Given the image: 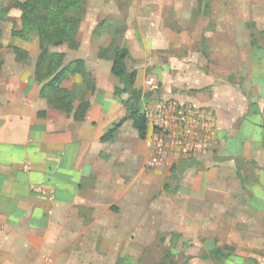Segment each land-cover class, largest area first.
Listing matches in <instances>:
<instances>
[{
	"label": "crops",
	"instance_id": "1",
	"mask_svg": "<svg viewBox=\"0 0 264 264\" xmlns=\"http://www.w3.org/2000/svg\"><path fill=\"white\" fill-rule=\"evenodd\" d=\"M184 1L175 0L179 6L174 11L179 12ZM159 2L142 0L141 15H135L141 18L147 58L166 46ZM128 39L127 33L125 44L132 58ZM219 48L229 52L228 46ZM253 49L250 46L251 72L259 65L252 58ZM4 57L10 70L0 76V264H120L121 259L132 264L126 251L130 237L119 234L118 227L128 226L126 220L120 222L121 214L132 200L134 179L148 176L145 165L152 154L131 121L123 122L111 139L102 140L127 114L113 93L117 80L111 75L112 64L93 62L95 89L86 96L85 118L77 122L40 97V86L33 81L35 59L22 63L11 54ZM180 64L188 78H178L175 87L177 82L201 81L206 89L180 94L176 103L210 110L215 141L205 153L169 156L166 162L183 158L192 167L204 157L215 159L221 165L205 174L208 190L216 189L213 183L224 190L228 180L235 181L248 194L242 210L264 212V82L249 74L242 86L229 85L227 71L204 73ZM145 80L141 84L137 76L134 88L147 93ZM228 162L232 166L223 167ZM245 167H250L248 177ZM35 187L45 192L35 193ZM254 258L264 264V257Z\"/></svg>",
	"mask_w": 264,
	"mask_h": 264
},
{
	"label": "rangeland",
	"instance_id": "2",
	"mask_svg": "<svg viewBox=\"0 0 264 264\" xmlns=\"http://www.w3.org/2000/svg\"><path fill=\"white\" fill-rule=\"evenodd\" d=\"M21 1L0 0V76L10 70L8 64L5 67V53L22 63L31 57L36 62L39 55L35 35L25 38L11 35L13 30L20 29V13L14 5ZM159 1L166 46L147 58L142 51L141 18H135L136 14L141 15L142 0H82L85 13L77 32V47L64 44L50 49L64 55L62 66L77 60L83 63L87 82L77 73L60 84L62 89L76 91L73 105L78 106L84 93L86 100L95 89L93 69L97 67L93 62L112 64L113 51L126 43L127 33L132 52L130 68L136 71L141 84L144 79L152 78L158 86L149 101L177 102L175 97L180 94L206 89L201 81L177 82L179 87L174 86L178 78H188L181 73V62L204 73L227 71L231 74L227 78L229 85L242 86L249 74L264 82L261 51L264 50V0H187L180 5L179 12L174 11L179 6L175 0ZM252 42L255 43L252 58L259 65L251 72ZM219 46H228L229 52H222ZM15 49L26 53L25 60L16 58ZM36 84L40 90L44 85ZM168 87L170 92L165 91ZM139 91L142 92V87ZM182 162L183 158L166 162L160 168L149 169L143 179H134L132 200L120 213V222L126 220L128 226L118 227L119 234L130 237L126 251L131 263L215 264L197 258L215 248L223 250L229 264H254V257H264V212L242 210L248 194L242 193L235 181L228 180L224 190H218L216 183L213 188L217 190H208L205 174L211 167L221 165L215 159H199L180 174ZM222 165L229 168L232 163ZM249 171L250 167H245L243 174L248 177Z\"/></svg>",
	"mask_w": 264,
	"mask_h": 264
},
{
	"label": "trees",
	"instance_id": "3",
	"mask_svg": "<svg viewBox=\"0 0 264 264\" xmlns=\"http://www.w3.org/2000/svg\"><path fill=\"white\" fill-rule=\"evenodd\" d=\"M14 7L20 13V29L13 30L11 35L18 38H25L28 35L37 37L39 55L35 62L33 77L39 84H44L47 80L40 90L41 97L51 108L67 115L72 114L74 121H82L89 107V103L84 98L86 94L84 93V97L80 98L78 106L74 108L76 91L62 89L60 84L77 73L83 76L84 82H87L86 74L82 70L83 63L77 60L68 66H62L64 55L50 50L64 44L77 47V32L85 13L82 0H23L17 2ZM250 37L254 39V34L251 33ZM254 44L252 42V47H255ZM14 52L18 60H25L24 51L15 49ZM130 61L131 55L125 43L113 51L111 75L117 80L113 93L126 109L127 114L107 131L102 138L103 141L111 139L125 121L132 122L140 140L146 137L147 126L142 105L152 100L155 94L154 92L143 93L134 88L136 71L130 68ZM192 164L188 160L182 162L179 173H183ZM172 235L176 237V234ZM166 255L168 260L169 253ZM199 259L203 261L210 259L215 264H222L227 260V256L218 248L208 254L204 253L199 256ZM169 264L174 263L170 261ZM254 264L257 263L254 262Z\"/></svg>",
	"mask_w": 264,
	"mask_h": 264
},
{
	"label": "built area",
	"instance_id": "4",
	"mask_svg": "<svg viewBox=\"0 0 264 264\" xmlns=\"http://www.w3.org/2000/svg\"><path fill=\"white\" fill-rule=\"evenodd\" d=\"M147 92L158 86L152 78L145 80ZM147 126L145 145L151 151L146 168H160L169 156L191 157L209 151L215 141L213 113L205 108L179 105L169 101H147L142 105ZM35 193H44L41 187Z\"/></svg>",
	"mask_w": 264,
	"mask_h": 264
}]
</instances>
